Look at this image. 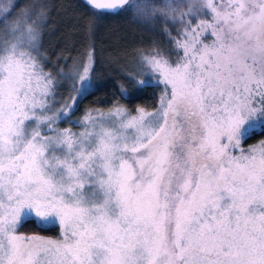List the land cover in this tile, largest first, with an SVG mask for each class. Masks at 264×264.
I'll return each mask as SVG.
<instances>
[{
	"label": "snow or ice",
	"instance_id": "obj_1",
	"mask_svg": "<svg viewBox=\"0 0 264 264\" xmlns=\"http://www.w3.org/2000/svg\"><path fill=\"white\" fill-rule=\"evenodd\" d=\"M18 8L0 0V264H264V139L241 147L264 137V0H133L179 24L171 54H142L167 98L157 115L116 106L79 121L75 98L53 106L43 13ZM90 71L91 56L79 97ZM29 216L61 237L20 233Z\"/></svg>",
	"mask_w": 264,
	"mask_h": 264
},
{
	"label": "trees",
	"instance_id": "obj_2",
	"mask_svg": "<svg viewBox=\"0 0 264 264\" xmlns=\"http://www.w3.org/2000/svg\"><path fill=\"white\" fill-rule=\"evenodd\" d=\"M29 1L31 0H19L20 8ZM51 1L57 4V8L60 10L72 7L78 10L81 8L79 11L83 10L87 16L92 14L108 20L104 27H89L80 19L66 12L65 15L61 14L62 19L57 20L56 23L47 24L48 27L40 38V50L45 58V70L50 72L58 81L53 106L59 107L61 104L69 102L70 98H75L79 110L71 116L72 121H79L86 111H105L114 106L123 107L131 112L137 108L153 109L157 104L160 85L137 84L138 75L132 59L136 57L138 52L125 49L124 41L120 38L121 31H124V27L121 30V26L131 23L134 26L139 24L130 20L129 16L126 20L119 19L116 14L123 8L117 13H104L87 7L81 0ZM152 20H156V23L159 22L163 26V28L160 26L159 29L147 30L153 39V43L157 46H149L139 52L154 47L159 52L171 54L174 45L171 43L168 33H171V36H176V30L179 26L168 23L164 25L163 20L157 18ZM74 31L78 32L74 34ZM79 36L83 40L80 41ZM90 44L92 47L89 46ZM114 44L117 45L116 48L110 47ZM89 56H91L90 77L92 85L86 96L79 97L72 91L73 78L77 72L82 70L83 66L89 63ZM172 58L175 59L174 56ZM60 127L74 129L78 126L61 122ZM263 138L253 136L243 140V144H250ZM19 230L27 235L43 237H54L57 233V228L37 226L32 219L25 220Z\"/></svg>",
	"mask_w": 264,
	"mask_h": 264
},
{
	"label": "rangeland",
	"instance_id": "obj_3",
	"mask_svg": "<svg viewBox=\"0 0 264 264\" xmlns=\"http://www.w3.org/2000/svg\"><path fill=\"white\" fill-rule=\"evenodd\" d=\"M132 2H133V0H131L129 2V5L124 7L116 15L119 17V19H125V20L129 16L128 18H130V20L135 21L139 25L134 26V24L131 23V24H124V26H121V30L124 27V29H123L124 31H121L122 34H121L120 38L124 41L125 49L126 48L132 49L133 51L138 52L136 57L134 59H132V63L134 64V68H135L136 73L138 75L137 84H144V83H140V81H144L145 83L158 84V85H160V91H159L157 104L153 109L137 108L133 112H131V111H129L123 107L122 108L125 109L127 112L131 113L132 115H137L138 109H143L145 113L157 115L159 110L161 109V106H162V104H161L162 98L166 99L168 93L165 91L166 86L162 82H160L158 74L152 73L150 70H148L144 66V64L142 62V54H148V53L153 52L154 50L155 51H158V50L153 47V49L145 50L143 52H139V51L142 49H145L149 46H157V45H155V43H153V39H152V37H150L149 32L147 30L148 29H159L160 26H161V28H163V26H162V24L160 25L159 22L156 23V20H152L153 18H150L144 14H138L135 9H131L130 5ZM57 6L58 5L55 4L51 0H31L27 4L22 6L17 12L27 11V12L33 14V19H36V17L39 16L40 13H43L41 35L44 32V30L47 29L48 23L49 24H53L54 22L56 23L57 20L62 19L61 14L65 15L66 12L69 15H73L74 17L80 19L81 22L86 23V25H89V27H104L107 25L106 23L108 20L102 19L100 16H96V15H92V14H90V16H87V15H85L83 10L79 11L81 8H79V10H78V9H75L74 7H72V8H68V9L63 8L64 10L63 9L60 10L59 8H57ZM163 24L166 25L167 23L164 22ZM168 24L174 25L170 22ZM175 25L179 26V24H175ZM51 26H53V25H51ZM77 32L78 31H74V34ZM79 39H80V41L83 40L82 38H80V36H79ZM78 43H76V44H78ZM151 44H153V45H151ZM89 46L92 47V44H90ZM116 46L117 45L114 44L110 47L116 48ZM162 53H164V52H162ZM164 54L169 55V53H164ZM169 91H170V87H169ZM115 107L116 106H114L110 109H107L105 111L100 110V112L104 113V115L107 116L108 113L111 112ZM95 111H97V110H95ZM95 111H93V112H95ZM82 117H81V119H82ZM146 119H151V117L146 116ZM66 128H70V127H66ZM66 128H61V129H66ZM71 130L74 132H80V131H82V126H78L77 128H74V129L71 128ZM260 140H256V141H254L250 144H246V145L243 144V140H242L241 147L244 150H248L254 146H257L259 144ZM235 154H239V150H236ZM27 219H32L37 224V221L34 217H32V216L26 217L24 219V221ZM40 226L45 227V228H47V227L57 228V233L54 237H45V238L51 239V240H57L61 237L62 227L60 226V224L57 220H53L49 223H45V224H42ZM19 229H18V231L20 233H22ZM22 234H24V233H22ZM24 235L31 236V235H27V234H24Z\"/></svg>",
	"mask_w": 264,
	"mask_h": 264
},
{
	"label": "water",
	"instance_id": "obj_4",
	"mask_svg": "<svg viewBox=\"0 0 264 264\" xmlns=\"http://www.w3.org/2000/svg\"><path fill=\"white\" fill-rule=\"evenodd\" d=\"M87 7L92 8V6L87 2V0H81ZM131 0H129L130 2ZM126 5H124L122 8H124ZM122 8L120 9H116V10H98V9H94L96 11H99V12H104V13H117L118 11H120Z\"/></svg>",
	"mask_w": 264,
	"mask_h": 264
}]
</instances>
